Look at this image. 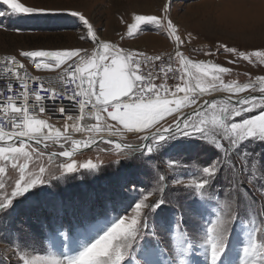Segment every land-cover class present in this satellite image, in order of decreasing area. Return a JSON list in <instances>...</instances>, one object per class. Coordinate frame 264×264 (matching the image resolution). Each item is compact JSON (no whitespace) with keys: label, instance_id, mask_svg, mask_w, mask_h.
<instances>
[{"label":"snow or ice","instance_id":"snow-or-ice-1","mask_svg":"<svg viewBox=\"0 0 264 264\" xmlns=\"http://www.w3.org/2000/svg\"><path fill=\"white\" fill-rule=\"evenodd\" d=\"M172 6L121 17V42L145 29L171 41L173 52L148 55L103 38L71 4L0 0V31L67 16L92 45L0 57V264H264V75L226 79L240 74L192 56L264 65V48L220 39L186 54L194 37ZM18 57L56 82L30 76ZM93 148L112 155L115 184L102 197L69 194L62 186L108 166L100 155L77 159Z\"/></svg>","mask_w":264,"mask_h":264},{"label":"rangeland","instance_id":"rangeland-1","mask_svg":"<svg viewBox=\"0 0 264 264\" xmlns=\"http://www.w3.org/2000/svg\"><path fill=\"white\" fill-rule=\"evenodd\" d=\"M22 2L31 4L40 0H22ZM56 2L71 4L82 10L94 22L103 38L120 43L122 47H130L133 51L145 50L151 55L173 52L171 41L163 33H157L153 29H145L142 34L126 42L119 41L118 36V33L125 30L121 17L127 19L133 12L158 14L165 0H56ZM172 16L181 23L182 31H190L193 34V42L185 48L186 54H189L194 47L210 46L212 42L220 39L239 46L241 50L253 51L264 48V0H173ZM9 22V18H4V23ZM38 24L39 26L27 28L21 34L0 31V52L17 54L19 50L37 48L92 47L88 42L79 40L83 28L75 18L67 16L48 18L39 21ZM192 56L194 59L211 58L194 53ZM213 58L215 62L234 67L238 74L250 73L253 80L258 75H264V65H257L255 61L253 65L243 62L234 66L227 63L232 57L226 54ZM23 60L32 62L28 59ZM226 79L247 82L248 77L240 74L226 77ZM54 123L59 127L63 122L55 121ZM128 141L135 142V138L129 136ZM103 147L104 145H101V148ZM97 155H100L108 166L102 173L92 177L85 176L84 180L76 179L71 181L70 185L62 186L69 194L96 193L102 197L115 184L116 177L110 163L112 159L110 153H100L93 148L90 151H84L83 155H78L77 159L83 162ZM149 183L150 179L143 177V184L140 187L144 188ZM116 215V212H111L109 218ZM15 223L14 221L13 226ZM97 223L102 228L105 219L101 218ZM6 235L7 230L0 233V249L8 247L7 239L3 238ZM90 235H78L77 239H87ZM36 254L45 253L38 251Z\"/></svg>","mask_w":264,"mask_h":264},{"label":"built area","instance_id":"built-area-1","mask_svg":"<svg viewBox=\"0 0 264 264\" xmlns=\"http://www.w3.org/2000/svg\"><path fill=\"white\" fill-rule=\"evenodd\" d=\"M145 53L146 51L143 50ZM169 53V52H168ZM168 53H163L162 55H166ZM171 53V52H170ZM10 53H4L0 52V57L4 55H8ZM148 54V53H147ZM151 55V54H148ZM18 60H20L21 63L25 65V67L28 69V74L31 75H39L41 76L42 81L47 83L48 81H52L53 83L57 80V74L49 71H43V70H36L34 66L32 65V62H25L23 59L18 57ZM8 77V69L5 68L3 65H0V87H4L6 84V78ZM159 83V81H157ZM179 81L169 80V85H174L175 83H178ZM65 104L69 105V112L71 114H75V110L71 107V103L69 101H64ZM48 115H52L51 109H49ZM52 121H61L63 122V119L59 116V114H56L52 116Z\"/></svg>","mask_w":264,"mask_h":264},{"label":"crops","instance_id":"crops-1","mask_svg":"<svg viewBox=\"0 0 264 264\" xmlns=\"http://www.w3.org/2000/svg\"><path fill=\"white\" fill-rule=\"evenodd\" d=\"M205 59H213L214 60V58L213 57H211V58H205ZM215 61V60H214ZM223 65V64H222ZM225 66V65H224Z\"/></svg>","mask_w":264,"mask_h":264},{"label":"bare ground","instance_id":"bare-ground-1","mask_svg":"<svg viewBox=\"0 0 264 264\" xmlns=\"http://www.w3.org/2000/svg\"><path fill=\"white\" fill-rule=\"evenodd\" d=\"M214 20V19H213ZM256 32V31H255Z\"/></svg>","mask_w":264,"mask_h":264}]
</instances>
